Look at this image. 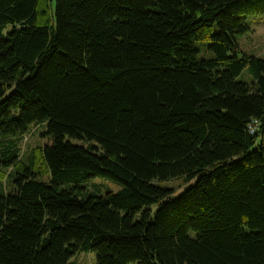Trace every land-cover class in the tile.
<instances>
[{
	"label": "trees",
	"instance_id": "trees-1",
	"mask_svg": "<svg viewBox=\"0 0 264 264\" xmlns=\"http://www.w3.org/2000/svg\"><path fill=\"white\" fill-rule=\"evenodd\" d=\"M51 1L0 0V139L52 142L0 154V264H264V60L238 43L264 0Z\"/></svg>",
	"mask_w": 264,
	"mask_h": 264
},
{
	"label": "rangeland",
	"instance_id": "rangeland-1",
	"mask_svg": "<svg viewBox=\"0 0 264 264\" xmlns=\"http://www.w3.org/2000/svg\"><path fill=\"white\" fill-rule=\"evenodd\" d=\"M50 9L52 12L55 11L54 0L50 2ZM245 18L249 31L239 38L240 57L244 54L264 60V13L249 14ZM10 30L8 28L6 33ZM237 81L251 84L253 77L248 70H244ZM46 132L47 124H43L32 127L25 136L7 140L0 139V154H9L15 151L17 152L18 160L27 167L32 166V164L33 166L34 164L41 166L43 149L45 146L52 144L51 138L46 135ZM75 143L81 144L80 142ZM15 176L16 170L14 167L6 169L0 164V198L13 193ZM42 178L46 182H49V176L46 173H44ZM161 185L173 190L174 196H177L189 187L190 184L183 182V180H174L161 183ZM122 188L119 183L103 178H97L88 185L89 193L99 197L109 193H117ZM155 209L156 206L151 207L152 211ZM71 264H97L96 255L91 251H80L71 259Z\"/></svg>",
	"mask_w": 264,
	"mask_h": 264
}]
</instances>
